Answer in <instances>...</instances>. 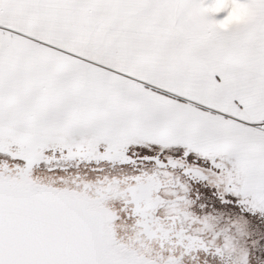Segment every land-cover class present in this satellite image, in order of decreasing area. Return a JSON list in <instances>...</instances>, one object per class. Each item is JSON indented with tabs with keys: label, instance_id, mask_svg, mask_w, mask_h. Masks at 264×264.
Here are the masks:
<instances>
[{
	"label": "snow or ice",
	"instance_id": "6c2138e0",
	"mask_svg": "<svg viewBox=\"0 0 264 264\" xmlns=\"http://www.w3.org/2000/svg\"><path fill=\"white\" fill-rule=\"evenodd\" d=\"M0 264H264V0H0Z\"/></svg>",
	"mask_w": 264,
	"mask_h": 264
},
{
	"label": "clouds",
	"instance_id": "9594fccd",
	"mask_svg": "<svg viewBox=\"0 0 264 264\" xmlns=\"http://www.w3.org/2000/svg\"><path fill=\"white\" fill-rule=\"evenodd\" d=\"M240 13L239 12H235L233 15V21L237 20L240 17Z\"/></svg>",
	"mask_w": 264,
	"mask_h": 264
}]
</instances>
